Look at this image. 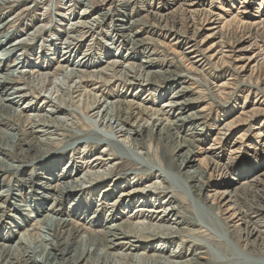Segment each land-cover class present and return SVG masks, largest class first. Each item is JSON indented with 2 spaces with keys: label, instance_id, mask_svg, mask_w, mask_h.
Returning a JSON list of instances; mask_svg holds the SVG:
<instances>
[{
  "label": "bare ground",
  "instance_id": "1",
  "mask_svg": "<svg viewBox=\"0 0 264 264\" xmlns=\"http://www.w3.org/2000/svg\"><path fill=\"white\" fill-rule=\"evenodd\" d=\"M27 1L0 0V154L5 158H0V178L6 184L0 201L26 200L25 188L7 178L33 154L45 160L46 151L56 146L58 154L69 150L74 156L64 170L53 172L55 185L47 189L31 177L35 220L13 216L15 227L37 235L40 245L32 248L33 255L24 249L19 259L15 250L0 248V260L264 264V143H259L264 133V0L257 12L255 0H243L239 7L236 0H166L162 10L149 7L129 23L135 0H74L77 5L61 0L52 10L36 4L38 18L20 23L31 11ZM116 8L121 18H114ZM8 15L13 16L8 20ZM140 24L174 35L165 44L174 60L159 71L147 70L156 67L154 54L136 51L146 42ZM97 41L103 52L95 48ZM116 47L130 51L100 60ZM142 55L147 59L133 63ZM174 61L179 72L172 68ZM115 80L134 94L99 90ZM201 103L206 105L198 110ZM214 110L217 116L211 118ZM69 136L75 142L59 146ZM128 163L132 169L116 173ZM243 171V181L220 183ZM11 186L20 193H10ZM92 191L99 197L96 205L87 198ZM73 193L87 196L85 211L108 209L107 219L93 213L90 219L103 229L91 231L64 217L60 205ZM179 195L195 205L191 216ZM27 237L22 235L18 245H28Z\"/></svg>",
  "mask_w": 264,
  "mask_h": 264
},
{
  "label": "rangeland",
  "instance_id": "2",
  "mask_svg": "<svg viewBox=\"0 0 264 264\" xmlns=\"http://www.w3.org/2000/svg\"><path fill=\"white\" fill-rule=\"evenodd\" d=\"M40 1V2H39ZM64 2H66V0H63ZM225 1V0H224ZM242 1L243 0H236V2H235V6H240V4L242 3ZM249 1V0H248ZM219 2H223V0H221V1H219ZM27 6L28 7H31V11L30 12H27V14L25 13L23 16H22V18H21V22L20 23H28V22H30V21H32L33 19H37L38 18V13H40L39 11H38V9H37V6H36V4L38 5V3H43L44 4V6H45V8H46V6H48L49 8H50V10H52V8L53 7H55V4L56 5H59V3H61V0H28L27 2ZM76 3V5H77V1H74L73 0V4H75ZM167 3V1L166 0H135V1H133L132 2V6L134 7V15H133V17L132 16H130L129 18H127V22L129 23L130 22V20L132 19H140L143 15H146V13H147V11L148 10H150L151 8H149V7H152V9L156 12V11H159V10H162L163 9V7L165 6V4ZM49 4V5H48ZM259 4H261V0H255V2L252 4L253 5V7L255 8V11L257 12L258 11V7H259ZM114 5L116 6V3H114ZM138 6H141V7H138ZM215 6H219V4H217V3H215ZM25 7V6H24ZM117 7V6H116ZM145 7V8H144ZM35 8V9H34ZM64 8H66L65 6H64ZM116 9H118V8H116ZM264 9V3H263V7H262V9L260 10V11H262ZM33 10H34V12H33ZM61 10V9H60ZM43 12V11H42ZM50 12H52V11H50ZM120 12L121 11H119V9H118V11H115L114 13L116 14V16H114V18L115 17H119V18H121L120 17ZM119 14V15H118ZM137 14V15H136ZM52 15V14H51ZM138 15H140V16H138ZM12 16L13 15H8L6 18L9 20L10 18H12ZM37 17V18H36ZM50 17V16H49ZM111 19V18H110ZM28 21V22H27ZM145 24H140L139 25V27H138V30L141 32V35H143V38L144 39H146V42L144 43V45H140V47H139V49H137L136 51H141V52H144V53H146L148 56H150V55H152V54H154L153 56H152V59H155V62L156 63H154V64H156V67L155 66H153V67H148L147 68V70L148 71H150V72H155V71H159V70H161L162 68H163V66H166V65H169L170 63H172L173 62V56H171L170 55V51L167 49V48H165L166 46H165V44H170L173 40H174V35L172 34L171 35V33H170V31H163V29H162V27H160V26H157L156 24V26L154 27V26H151V27H148V25H146V26H144ZM143 28H141V27ZM148 27V28H147ZM159 27V28H158ZM152 29V30H151ZM161 29V30H160ZM153 31V32H152ZM150 32V33H149ZM163 32V33H162ZM181 32L182 33H184L185 32V29L184 28H182V30H181ZM101 33V38H103V39H105L106 38V34L104 33V32H100ZM157 33V34H156ZM49 34V33H48ZM164 34V35H163ZM103 35V36H102ZM65 38V36L64 37H62V39H61V41H60V43L63 41V39ZM164 38V39H163ZM149 43H148V42ZM152 41V42H151ZM156 41V42H155ZM5 43H6V41H5ZM42 43V39H40L39 38V40H38V42H37V45H36V52L39 54L40 52H42V49L40 48L41 47V44ZM153 43V44H152ZM148 44V45H147ZM151 44V45H150ZM161 45V46H160ZM162 45H164V46H162ZM38 46V47H37ZM101 46V47H100ZM103 44L100 42V41H97L96 42V45H95V48L99 51V52H101L102 50H103ZM154 47V48H153ZM150 48H152V50L150 49ZM127 48H120V49H117V47L116 48H114V49H112V50H107V53L108 52H110V55L109 54H107V53H105L104 54V56H103V58L101 59L100 58V60L101 61H103V62H106L108 59H109V56H113L115 53H117V54H122V55H124V54H126L128 51H130V50H126ZM173 49V48H172ZM40 50V51H39ZM85 50V48H83L79 53H77L76 55H75V58H74V60L76 59V58H78L82 53H83V51ZM118 50V51H117ZM146 50V51H145ZM148 50V51H147ZM156 50V51H155ZM103 52V51H102ZM151 54H150V53ZM36 53V54H37ZM137 53V52H136ZM156 53V54H155ZM101 57V56H100ZM145 59H147L146 57H144L143 55L142 56H140L139 57V61H137L138 59H136V60H132L133 61V63H135V64H140L141 63V61L142 60H145ZM13 60V59H12ZM171 60V61H170ZM11 61V60H10ZM9 61V62H10ZM177 61V60H176ZM176 61H174V64L175 65H173V69L174 70H176V71H178L179 72V68H178V66H179V63L178 62H176ZM178 63V64H177ZM105 64V63H104ZM176 66H177V68H176ZM111 74H113L112 72H111ZM119 75H121V74H119ZM214 75H216V74H214ZM118 81L117 80H115V81H112V83L111 84H109V83H106L105 85H102L101 84V86H98V88H99V90L101 91V89L104 91L105 89V93H107L108 95L109 94H114V93H123L122 91H121V89H124V91L126 92V93H129V94H134V92H133V89H128V86L127 85H125V83L124 82H122V81H119V83H117ZM124 85V86H123ZM104 87V88H103ZM119 87V88H118ZM121 87V88H120ZM97 88V87H96ZM101 88V89H100ZM98 90V89H97ZM132 91V92H131ZM93 93H95V92H93ZM207 94V92H205L204 91V93H202V96H203V98H205V96H206V94ZM97 94H98V92H97ZM146 94H147V92L145 93H141L140 94V98H143V97H145L146 96ZM156 94V93H155ZM247 94V92H244V93H241L240 94V96L242 95V96H245ZM150 97H152V95L150 96ZM250 97L251 98H253L254 97V95H250ZM152 99H158V94H157V96H153L152 97ZM206 104L205 103H201L199 106H198V110L199 109H201V108H203L204 106H205ZM215 114H216V111L214 110V112L212 111V113H211V118H215L216 116H215ZM221 114H222V112H221ZM219 118H221V116L219 115ZM253 126H256L255 124L253 125ZM10 133H14V132H12V131H10ZM254 133H256V131L254 132ZM254 133H251L250 135H254ZM68 136V135H67ZM252 137V139H253V136H251ZM41 138H45V137H41ZM251 139V140H252ZM70 140V141H69ZM41 142V141H40ZM60 142H63V145H60V144H62V143H60L59 144V146H61V147H63V146H65V144H67V145H69V144H71V143H74L75 141H74V139H73V137H67V138H65L64 137V139H62V141H60ZM249 142V141H248ZM259 143H264V133H263V135H262V138L259 140ZM258 143V144H259ZM66 145V146H67ZM60 149V148H59ZM59 149H56V146H54V147H52L51 149H49V151H46V153H45V155H47V156H50L49 158H46L45 160L42 158V157H30L26 162H25V165H22V168L19 170V171H17V172H14V173H12L11 172V175L9 174L8 176V178H7V180L9 181V180H11L10 182H12L13 183V180H16V181H18V183H20V186L22 187H24L25 189H24V191L23 192H28V195H27V193L24 195L25 197H26V200L24 199V200H22V199H20L19 197H17V200H15V201H12L11 200V198H10V200L9 201H0V205H2V209H3V211H2V213H1V217H0V245L1 246H3V247H0V248H3L2 250L4 251V249L5 250H7V247H8V252L10 251V252H12V250L15 252V255H16V257H19V259H21L22 258V256L20 255V254H23V252H25V250L27 251V252H30L29 253V255H33V254H31V251H33L32 250V248L34 247V249L36 248V247H38L40 244H39V239L37 240V235H28V233L26 232V230L27 229H19V228H17V227H15L14 225L15 224H13V221L15 220L14 219V217L13 216H15L16 215V217H19V218H21L22 220H26V221H29L30 220V222L31 221H33V220H35L34 218H35V214L34 213H31V210H33V205H34V202H33V198H31V194H30V191H32V186L33 185H31V177H33L34 178V180H33V182L35 183V185L36 184H38V186L37 187H41V186H43V189H47L48 187H51V186H53V185H55L54 184V181H55V176L59 173L58 171H62V170H64L63 168H64V166L67 164V162H69L70 161V158H71V156H74V153H71V151H69V150H67L68 151V154H62V153H60V154H58V151H59ZM164 149V148H163ZM91 150H94V149H91ZM96 150H99V148H97ZM158 150V149H157ZM62 154V155H61ZM41 155V154H40ZM39 155V156H40ZM226 154H224V155H221L222 157L223 156H225ZM63 156V157H62ZM0 158L2 159V158H4L3 156H1V154H0ZM5 159V158H4ZM62 159H64V161H63V163H61V165H60V170H54V166H55V163L56 162H58V161H60L61 162V160ZM225 159H227V158H224V160ZM7 163H9V164H11V165H19V164H17V163H14L13 161H10V160H5ZM30 161V162H29ZM72 161V160H71ZM48 163V164H47ZM54 164V165H53ZM122 167H120L118 170H117V172L116 173H119V172H128L130 169H132V167L130 166V164L128 163V164H123V165H121ZM52 168V169H51ZM65 170L67 171V168H65ZM53 172H55L56 173V175L55 174H53ZM175 172V171H174ZM243 173H244V171L243 172H241V173H233V174H230V175H228V176H226L224 179H222V181L220 182V183H223V182H227V181H230V182H237V183H239L241 180L243 181L244 179H240V177H241V175H243ZM221 175H222V173H220V174H217L216 175V180H220L221 179ZM32 178V179H33ZM46 182V183H45ZM43 184V185H39V184ZM3 183V178H0V192L2 191V190H4V189H6V184H4ZM15 184H13L12 186H14ZM28 185V186H27ZM11 186V187H12ZM15 189L16 188H13L12 187V189H10V193L12 192V193H20V192H18L19 190L18 189H16V190H18V191H15ZM12 190V191H11ZM93 195H95V191H92V193H91V196H89V197H87V196H84V194H83V197L81 198V197H76L77 195L75 194V193H73L72 195H65V198H63V200H62V205H60L61 207V210L64 212V217L65 218H69L70 220H72V221H74L75 223H78V224H81V225H84L85 227H87L88 229H91V231H98V228H99V230H100V228L101 227H98V226H100L101 225V223H92L91 222V220H92V217H94V216H92L93 214L94 215H99V218H98V220H100V221H103L104 219H107L108 217H109V212H108V209H104V211L103 212H100V213H96L94 210L96 209V208H94L92 211L90 210V208H89V210H83V208L82 207H85L86 205L85 204H83V203H87V200H86V197L91 201L92 200V205H94L95 203H96V201L98 200V198L99 197H96L98 194H96L95 196H93ZM179 196H181V198H183V199H181V201L183 202V207L185 208V207H188V208H190V210H192V211H190V214H188V213H185V214H188V216H191L193 213V210H194V208H195V205L188 199V198H186L184 195H179ZM41 198H45V197H41ZM78 198V199H77ZM186 198V199H185ZM41 200H45V199H41ZM80 200H82L81 202H82V204H80V205H75L74 203H78ZM188 200V201H187ZM191 202V204H190V202ZM186 202V203H185ZM29 203V204H28ZM47 203V202H46ZM28 206V207H25V206ZM96 205V204H95ZM187 205V206H186ZM25 207V208H24ZM95 207V206H94ZM192 207V208H191ZM56 208H59V206H57ZM187 208V209H188ZM29 209H30V211H29ZM186 209V208H185ZM18 210V211H17ZM28 210V211H27ZM15 213H18V214H15ZM93 213V214H92ZM101 213H102V215H101ZM43 214H45V213H43ZM34 216V217H33ZM102 217V218H101ZM42 218V217H41ZM91 219V220H90ZM98 220H97V222H98ZM17 221H19L18 219H17ZM20 222V221H19ZM86 223H89L88 225L89 226H87L86 225ZM92 223V224H91ZM13 224V225H12ZM31 224H33V223H31ZM30 227V226H29ZM28 227V228H29ZM91 227V228H90ZM97 229V230H96ZM101 229H103V228H101ZM30 230H32V229H30ZM14 232V233H13ZM26 235V236H29V238L27 237V244L28 245H26V244H23V245H18V243H19V241H20V237H22V235ZM13 235V237H11ZM6 237H8V238H11L12 240H8V239H5ZM36 237V239H33V238H35ZM32 244V245H31ZM37 244V245H36ZM39 244V245H38ZM6 246V247H5ZM14 247V248H13ZM16 247V248H15ZM31 249H30V248ZM10 248L12 249V250H10ZM25 249V250H24ZM29 249V250H28ZM109 249H112V248H109ZM39 250H42V248H40ZM38 250V251H39ZM119 250V253L120 252H122V251H124V250H122V249H118ZM110 251V250H109ZM35 256V258L37 257V259L39 258L38 257V255H34ZM2 260V259H1ZM0 260V263L1 264H4V262L3 261H1Z\"/></svg>",
  "mask_w": 264,
  "mask_h": 264
}]
</instances>
